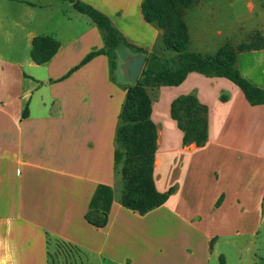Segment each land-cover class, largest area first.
Wrapping results in <instances>:
<instances>
[{
  "label": "crops",
  "instance_id": "0c3cea01",
  "mask_svg": "<svg viewBox=\"0 0 264 264\" xmlns=\"http://www.w3.org/2000/svg\"><path fill=\"white\" fill-rule=\"evenodd\" d=\"M106 15L133 46L164 59L162 30L145 20L143 0H80ZM245 5L246 15L240 14ZM184 22L189 52L214 54L229 43L264 38V0H196ZM60 48L45 64L31 58L36 37ZM101 29L65 0H0V264H55L65 243L101 264H244L239 238L264 229V105L251 106L231 81L190 73L179 86L149 88L157 128L154 182L174 190L141 215L120 203L116 132L131 85L123 72L136 53L117 50L114 77ZM236 68L264 89V48L241 52ZM208 109V140L184 144L171 116L177 98ZM101 186L113 191L105 227L91 209ZM158 259V260H157ZM87 263V262H86Z\"/></svg>",
  "mask_w": 264,
  "mask_h": 264
},
{
  "label": "trees",
  "instance_id": "16d2710c",
  "mask_svg": "<svg viewBox=\"0 0 264 264\" xmlns=\"http://www.w3.org/2000/svg\"><path fill=\"white\" fill-rule=\"evenodd\" d=\"M65 1L90 17L104 36L106 48L91 52L82 65L99 54H106L114 77L118 66L117 50L121 46L146 56L139 79L126 87L115 149V171L121 175L122 180L120 203L128 210L145 215L163 205L174 191L160 193L155 187L157 128L151 119L152 101L148 89L179 86L190 73L195 72L206 77L225 78L243 92L251 106L264 105V89L252 84L236 68L238 54L263 49L264 38L261 32L255 31L247 42L236 47L227 43L214 54L189 52L190 38L184 14L187 9L194 7L196 0H143L142 13L145 20L157 24L162 30L164 48L177 53L171 59H164L156 53H148L131 45L111 20L93 6L80 0ZM59 48V42L53 37H36L32 43L31 58L36 64H45L55 56ZM171 116L184 134V144L202 146L207 142L208 109L195 96L185 95L174 100ZM112 202V189L107 186L99 187L93 197L91 209L100 210L102 216L94 220L89 213L87 220L97 227H105ZM57 243L77 251L70 245Z\"/></svg>",
  "mask_w": 264,
  "mask_h": 264
},
{
  "label": "rangeland",
  "instance_id": "374dc122",
  "mask_svg": "<svg viewBox=\"0 0 264 264\" xmlns=\"http://www.w3.org/2000/svg\"><path fill=\"white\" fill-rule=\"evenodd\" d=\"M239 9L241 15L247 14L245 5H241ZM120 192V189H118L117 193L119 195ZM237 244L241 247H245V245L248 246V249L241 253L242 259L245 260L244 264H264V229L255 239L253 245L250 243V237L239 238ZM53 248L51 259L55 261V264H101V262L90 257H88L87 263L83 262L81 255L77 251L65 247L63 244L56 243ZM224 254L231 264L235 263V260L238 258L237 253L228 247H225Z\"/></svg>",
  "mask_w": 264,
  "mask_h": 264
},
{
  "label": "water",
  "instance_id": "95a60500",
  "mask_svg": "<svg viewBox=\"0 0 264 264\" xmlns=\"http://www.w3.org/2000/svg\"><path fill=\"white\" fill-rule=\"evenodd\" d=\"M146 56L144 54L131 55L123 65V72L126 78L134 83L136 82L145 66Z\"/></svg>",
  "mask_w": 264,
  "mask_h": 264
}]
</instances>
